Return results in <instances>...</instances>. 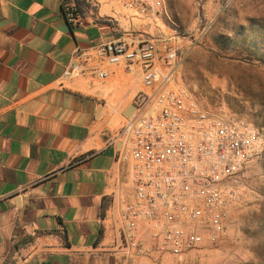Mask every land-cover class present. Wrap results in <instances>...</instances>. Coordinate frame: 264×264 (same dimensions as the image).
<instances>
[{"label": "crops", "instance_id": "crops-1", "mask_svg": "<svg viewBox=\"0 0 264 264\" xmlns=\"http://www.w3.org/2000/svg\"><path fill=\"white\" fill-rule=\"evenodd\" d=\"M67 1L0 0V264H163L154 224L124 217L137 199L126 111L152 90L140 64L97 48L147 33L164 50L174 36L120 0H71L72 26Z\"/></svg>", "mask_w": 264, "mask_h": 264}, {"label": "built area", "instance_id": "built-area-1", "mask_svg": "<svg viewBox=\"0 0 264 264\" xmlns=\"http://www.w3.org/2000/svg\"><path fill=\"white\" fill-rule=\"evenodd\" d=\"M120 1L143 18L159 19L162 12L161 0ZM63 9L70 25L82 23L76 3L66 2ZM97 50L112 65L140 64L143 84L152 90L135 98V111L122 132L131 140L121 159L135 161L137 189L136 201L124 207L125 219L153 223L154 245L176 256L206 241L217 243L228 231V202L237 200L247 170L262 152L260 131L206 112L186 90L174 87L177 51L168 45L160 50L151 34L103 43ZM72 75L71 70L65 74ZM144 245L130 240L138 255L145 253Z\"/></svg>", "mask_w": 264, "mask_h": 264}, {"label": "rangeland", "instance_id": "rangeland-1", "mask_svg": "<svg viewBox=\"0 0 264 264\" xmlns=\"http://www.w3.org/2000/svg\"><path fill=\"white\" fill-rule=\"evenodd\" d=\"M161 1L158 24L174 36L178 54L174 87L212 115L254 126L263 139L237 200L228 202L227 233L178 256L162 250V262L264 264V0Z\"/></svg>", "mask_w": 264, "mask_h": 264}, {"label": "water", "instance_id": "water-1", "mask_svg": "<svg viewBox=\"0 0 264 264\" xmlns=\"http://www.w3.org/2000/svg\"><path fill=\"white\" fill-rule=\"evenodd\" d=\"M135 107L134 106H130L127 111H126V116L130 117L133 113H134Z\"/></svg>", "mask_w": 264, "mask_h": 264}, {"label": "trees", "instance_id": "trees-1", "mask_svg": "<svg viewBox=\"0 0 264 264\" xmlns=\"http://www.w3.org/2000/svg\"><path fill=\"white\" fill-rule=\"evenodd\" d=\"M73 1V0H72ZM67 2H71V0L67 1ZM64 11V9H63ZM244 31V28H241V30L239 32H236V34L240 35L242 34V32ZM264 33V31H262ZM258 49H254L255 52H257Z\"/></svg>", "mask_w": 264, "mask_h": 264}]
</instances>
